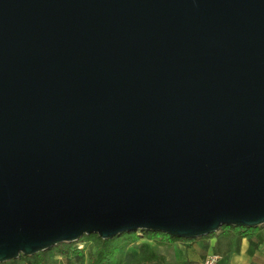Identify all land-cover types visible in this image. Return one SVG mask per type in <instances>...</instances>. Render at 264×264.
I'll return each mask as SVG.
<instances>
[{
  "label": "water",
  "instance_id": "95a60500",
  "mask_svg": "<svg viewBox=\"0 0 264 264\" xmlns=\"http://www.w3.org/2000/svg\"><path fill=\"white\" fill-rule=\"evenodd\" d=\"M223 227H264V0H0V264Z\"/></svg>",
  "mask_w": 264,
  "mask_h": 264
},
{
  "label": "trees",
  "instance_id": "16d2710c",
  "mask_svg": "<svg viewBox=\"0 0 264 264\" xmlns=\"http://www.w3.org/2000/svg\"><path fill=\"white\" fill-rule=\"evenodd\" d=\"M221 232L236 236L239 240L254 236L258 245L264 244V227L253 229L223 227ZM216 235L212 234L205 238L209 239ZM142 240L147 242L138 244ZM193 241L153 231L124 234L111 240H103L98 235H91L84 237L78 243L61 244L34 256H21L18 260L3 264H124L132 246L139 251L133 264H166L165 257L159 252L160 247ZM79 243H83L84 247L79 248Z\"/></svg>",
  "mask_w": 264,
  "mask_h": 264
},
{
  "label": "crops",
  "instance_id": "0c3cea01",
  "mask_svg": "<svg viewBox=\"0 0 264 264\" xmlns=\"http://www.w3.org/2000/svg\"><path fill=\"white\" fill-rule=\"evenodd\" d=\"M147 242L140 241L138 244ZM154 244L153 242H150ZM166 264H203L210 255H218V264H264V244L257 243L254 236L239 240L236 236L218 233L212 238H202L193 242H177L159 248ZM139 251L132 246L124 264H133ZM168 253L174 257L170 261Z\"/></svg>",
  "mask_w": 264,
  "mask_h": 264
},
{
  "label": "built area",
  "instance_id": "2783aa9c",
  "mask_svg": "<svg viewBox=\"0 0 264 264\" xmlns=\"http://www.w3.org/2000/svg\"><path fill=\"white\" fill-rule=\"evenodd\" d=\"M78 247L83 248L84 244L79 243ZM219 261H220V257L218 255H210L203 261V264H218Z\"/></svg>",
  "mask_w": 264,
  "mask_h": 264
},
{
  "label": "rangeland",
  "instance_id": "374dc122",
  "mask_svg": "<svg viewBox=\"0 0 264 264\" xmlns=\"http://www.w3.org/2000/svg\"><path fill=\"white\" fill-rule=\"evenodd\" d=\"M167 255H168V257L170 258V261L173 262V261H174V260H173V259H174L173 255H172L171 253H168Z\"/></svg>",
  "mask_w": 264,
  "mask_h": 264
}]
</instances>
